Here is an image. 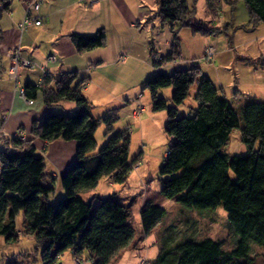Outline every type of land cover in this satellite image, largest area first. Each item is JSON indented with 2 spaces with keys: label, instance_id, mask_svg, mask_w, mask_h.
<instances>
[{
  "label": "trees",
  "instance_id": "16d2710c",
  "mask_svg": "<svg viewBox=\"0 0 264 264\" xmlns=\"http://www.w3.org/2000/svg\"><path fill=\"white\" fill-rule=\"evenodd\" d=\"M206 1L208 12L213 13L212 1ZM237 1L224 0L230 6ZM242 1L248 24H264V0ZM155 3L160 21L168 23L173 36L166 55L152 56L156 71L141 84V89L150 95L151 110H164L166 115L163 130L170 143L158 169L159 193L196 210L216 200L227 213L228 224L238 240L231 250H223L218 241L210 238L180 241L162 248L150 264H253L247 257L248 242L264 248V101L252 100L235 109L220 87L201 75L197 66L175 68L171 73L158 70L163 62L179 55L176 35L182 27L202 35L215 30L195 18L194 2L191 6L186 0ZM69 40L80 53L103 47L105 30L99 28L92 34L73 32ZM87 80V76L78 77L72 70L57 77L45 76L39 86L29 80L22 86L27 99L40 91L47 109L62 101L75 104L73 111L48 110L39 120L32 121L29 130L40 141L76 142L75 158L59 178L61 199L49 200L55 190V178L46 172L44 157L35 153L31 139L0 137V236L6 242L16 240L14 218L23 212L25 229L35 237L43 264H55L65 251L78 255L83 250L88 252L91 264H109L116 250L128 245L133 235L123 203L94 193L85 195L103 176L113 183L124 182L136 160L127 161L130 131H113V113L103 119L91 117V104L82 94ZM193 85L196 106L186 116H178L177 108ZM166 87L172 92L170 105L157 93ZM101 121L106 138L94 151V133ZM235 128H239L246 154L229 158L220 149ZM143 205L139 217L146 234L164 209L151 202Z\"/></svg>",
  "mask_w": 264,
  "mask_h": 264
},
{
  "label": "rangeland",
  "instance_id": "374dc122",
  "mask_svg": "<svg viewBox=\"0 0 264 264\" xmlns=\"http://www.w3.org/2000/svg\"><path fill=\"white\" fill-rule=\"evenodd\" d=\"M211 1L213 13L208 12L206 0H186L189 6L194 2L195 18L207 26L213 27L214 33L202 35L192 31L189 27H182L176 35L180 54L161 65L176 64L178 60L179 65L174 67L179 69L197 66L200 68L201 75L211 79L215 86H222L225 98L235 109L252 100L263 102L264 24L262 22L254 25L248 24V14L242 0H238L232 6L225 4L224 0ZM155 2L156 0H152V3L147 0L145 4H148L149 7L154 5L153 8H155V5L157 6ZM157 15L158 9L155 10V18ZM161 23L165 25V30L171 32L168 23ZM173 28L175 29L176 25ZM170 34L172 35V32ZM37 71V68H19L17 86L27 80L24 74ZM153 73L154 70L151 74ZM195 88L194 85L189 88V93L183 104L178 106V116H186L190 109L196 106L197 102L194 101ZM139 92L144 93L145 98L143 97L142 102L145 101L149 112L165 115L164 110H151L150 95L146 90L141 89V85ZM157 93L160 97L165 98L168 105L171 104L172 92L170 87L162 88ZM233 93L237 95L239 93L240 96L235 97ZM138 109H140L139 113L135 115ZM119 110L120 108L114 107L104 111L102 105H96L90 109V114L94 119L96 117L103 119L105 115L113 113V131L122 127L120 124H115L119 120H122L123 124L128 123L130 143L127 161L132 162V159L136 158L124 182L121 184L113 183L108 177L103 176L97 182V186L91 190V194L113 198L119 203H123L127 207L128 221L133 228L131 241L128 245L117 249L108 263L150 264L162 248L191 239L199 241L203 238H210L218 241L223 250L233 249L238 240V235L228 224L227 213L221 209L216 200L212 199L204 204L201 210H196L184 207L173 198H164L159 193L161 188L159 178L161 177L158 169L170 143L169 137L163 130L166 115L163 123L160 120H154L152 123L146 121L141 134L138 124L130 121L131 119L124 122L123 118L118 120L115 117L118 116ZM140 113L141 107L138 106L133 111V115L138 117ZM239 123L242 126V123ZM105 133V124L101 121L94 133L96 142L94 151L98 150L105 141ZM220 151L229 158L232 155L246 154V147L240 141L239 128L231 131L228 139L221 145ZM57 184L58 186L54 185L55 190L49 197L51 202L63 197L59 181ZM145 202L160 205L164 209L162 217L146 234L142 231L139 217V211ZM14 222L17 233L16 240L10 243L6 242L3 236H0V264H43L39 254L40 248L35 243V237L25 229L23 212H18ZM248 244L250 250L247 257L252 259L253 264H264V248L252 241H249ZM237 261L242 262L244 260L237 259ZM91 262L88 252L83 250L78 255L65 251L57 257L55 264H91Z\"/></svg>",
  "mask_w": 264,
  "mask_h": 264
},
{
  "label": "crops",
  "instance_id": "0c3cea01",
  "mask_svg": "<svg viewBox=\"0 0 264 264\" xmlns=\"http://www.w3.org/2000/svg\"><path fill=\"white\" fill-rule=\"evenodd\" d=\"M24 1L27 0L0 1V137L7 138L20 131L22 138L31 139L35 153L43 155L46 172L55 178L54 185L58 186L61 174L75 158L76 142L58 139L40 141L29 132L30 124L48 110L73 111L75 104L62 101L47 109L40 91L34 98H28L32 101L30 104L19 98L13 81L7 77L12 49L19 44L24 59L45 68L44 75L39 69L24 74L33 85L42 84L45 76L57 77L61 72L74 70L78 77H88L82 86V94L92 107L102 105L104 111L120 108L115 117L118 120L123 118L124 122L131 119L138 124L142 134L146 121L160 120L163 123L165 119L164 114L147 110L145 101L142 102L145 96L139 92V86L152 70L156 71L151 64L152 56L161 57L170 51L172 35L165 30L159 15L155 18L157 6L149 7L145 4L147 0H95L91 4L77 0H40L42 24L25 28L18 34L15 25L21 21ZM149 1L152 3V0ZM99 28L105 30L103 47L81 53L75 51L69 40L70 33L92 34ZM50 55L55 56L54 61H47ZM175 65H179L178 60L176 64L161 65L158 70L171 73L178 68ZM222 93L225 97L223 90ZM233 96L240 94L233 93ZM138 106L141 113L136 117L133 111ZM121 121L115 124L130 131L128 123ZM111 128L114 129L112 125ZM88 194L91 191L85 195Z\"/></svg>",
  "mask_w": 264,
  "mask_h": 264
},
{
  "label": "built area",
  "instance_id": "2783aa9c",
  "mask_svg": "<svg viewBox=\"0 0 264 264\" xmlns=\"http://www.w3.org/2000/svg\"><path fill=\"white\" fill-rule=\"evenodd\" d=\"M77 1L78 2L83 1L85 3L91 4V2H93L95 0H77ZM39 4H40V0L24 1L21 21L15 25L16 31H18V33L23 32V30H25V28H28L31 26L36 27V26H40L42 24L43 19H42V16L40 14ZM10 54H11V56L9 58V63H8V67H7V77L13 81L14 91L18 94L19 98L23 99L25 101V103L30 104V103H32V101L30 99L25 98L24 88L21 86H17V82H18V78H19L18 70H19V68H24V69L37 68L42 73V75H44L45 68L41 65L36 66L30 60L24 59L22 57V55L20 54L19 44H17L15 46V48L12 49ZM157 59L160 60L159 58H157ZM54 60H55L54 55H50L47 58V61H54ZM139 110L140 109H138L135 112V115H137L139 113ZM14 136L19 138L22 136V132L18 131L17 134H15Z\"/></svg>",
  "mask_w": 264,
  "mask_h": 264
},
{
  "label": "water",
  "instance_id": "95a60500",
  "mask_svg": "<svg viewBox=\"0 0 264 264\" xmlns=\"http://www.w3.org/2000/svg\"><path fill=\"white\" fill-rule=\"evenodd\" d=\"M91 200V197H89L88 202Z\"/></svg>",
  "mask_w": 264,
  "mask_h": 264
}]
</instances>
